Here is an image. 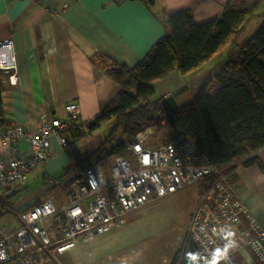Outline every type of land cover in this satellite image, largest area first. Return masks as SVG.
Here are the masks:
<instances>
[{"label": "crops", "instance_id": "crops-1", "mask_svg": "<svg viewBox=\"0 0 264 264\" xmlns=\"http://www.w3.org/2000/svg\"><path fill=\"white\" fill-rule=\"evenodd\" d=\"M228 1L154 0L150 4L146 0H0V45L12 40L10 48L3 45L2 56L14 55L16 60L15 64L0 65L4 115L0 132L22 125L35 133L39 121L51 122L65 113L70 102L80 106L73 123L87 124L121 92V87L93 63L91 57L95 53L135 65L166 34L168 16L190 9L197 22H204L219 16ZM169 93L171 90L163 92L164 96ZM87 132L83 135L74 126L70 127L66 146L51 136L47 160L34 167L21 185H13L19 196L11 208L12 214L49 196H55L60 203L66 201L65 190L59 188L57 177L63 175L65 168L75 166L99 149L108 130L98 139V146ZM84 144L90 150L87 154L83 153ZM15 154L28 156L30 143L24 139L0 141V161ZM255 156L257 162L245 164L240 160L233 164L236 178L229 184L233 195L245 201L264 229V149ZM64 174L60 180L67 181L76 172ZM28 178L32 181L27 182ZM26 186L35 187L24 193ZM51 189L57 190L58 195L48 193L40 199ZM22 205L25 208L19 211ZM248 225V217L243 216L235 230ZM235 258L239 264H263L248 246L237 249Z\"/></svg>", "mask_w": 264, "mask_h": 264}, {"label": "built area", "instance_id": "built-area-1", "mask_svg": "<svg viewBox=\"0 0 264 264\" xmlns=\"http://www.w3.org/2000/svg\"><path fill=\"white\" fill-rule=\"evenodd\" d=\"M11 44L12 40H6L3 45L10 48ZM3 45L0 65L15 64L14 55L2 56ZM79 112V104L70 102L65 113L51 122L39 121L35 133L22 125L0 132V141L24 139L30 143L28 156L15 154L0 161V195L47 160L51 136L66 146L70 127L81 134L87 130L84 122L73 123ZM155 129L156 124L141 122L134 130L135 139L113 154L109 174L102 163L85 164L67 182L57 180L65 190L64 203L49 196L0 224V264H53L79 240L88 241L120 227L130 213L209 177L212 183L192 213L185 238L198 244L208 264H239L235 252L243 246L252 247L264 264V229L245 201L233 195L224 168L174 130L165 142L149 143ZM243 216L248 217L249 225L237 231L235 226Z\"/></svg>", "mask_w": 264, "mask_h": 264}, {"label": "trees", "instance_id": "trees-1", "mask_svg": "<svg viewBox=\"0 0 264 264\" xmlns=\"http://www.w3.org/2000/svg\"><path fill=\"white\" fill-rule=\"evenodd\" d=\"M146 2L153 4L154 0ZM263 3L264 0H243L239 5L230 0L219 16L204 22H197L190 9L179 10L166 19V34L135 65L95 53L91 60L121 87V92L87 122L88 132L105 122L110 125L99 149L76 166L81 169L85 164L106 161L119 153L126 141L135 139L134 130L141 122L159 123L165 110L160 100H151L156 92L155 81L175 72L196 73L217 53L236 45ZM213 78L220 85L211 93L208 87ZM3 116L0 100V122ZM165 118L174 131L195 142L211 162L226 169L228 184L236 178V161L257 162L255 153L264 149V20L238 57L222 59L220 69L204 79L194 98L178 110L167 112ZM119 132L123 138L117 141ZM72 167L65 168L63 174ZM206 180L209 183L205 188L213 179L203 181ZM228 187L231 189L230 184ZM18 193L13 186L4 188L0 216L13 207ZM168 264H208V259L195 241L185 238Z\"/></svg>", "mask_w": 264, "mask_h": 264}, {"label": "rangeland", "instance_id": "rangeland-1", "mask_svg": "<svg viewBox=\"0 0 264 264\" xmlns=\"http://www.w3.org/2000/svg\"><path fill=\"white\" fill-rule=\"evenodd\" d=\"M235 1L239 5L243 2V0ZM263 20L264 3L257 14L250 19L246 29L238 37L236 45L217 53L196 73L180 74L175 72L165 79L156 80L154 83L156 92L151 100H161L165 97L163 92L168 93L170 90L171 93L175 90L180 91L177 96L180 105L192 100L204 79L211 78L220 69L222 59L236 58L240 55L241 48L252 38L255 29H258ZM219 85V81L213 78L208 89L212 93ZM166 113L165 111V115ZM108 126L109 123H102L92 132H87V136H90L91 141L98 146L97 141L101 135L106 133ZM172 131L173 128L168 125L166 118L164 123L161 118V121L156 123L155 132L150 136L149 143L153 142L154 145H159L165 142L168 139L167 135ZM122 138L123 135L119 132L116 140L119 141ZM81 144L83 143L81 142ZM82 146H84L82 147L83 153L87 154L90 151L88 146L86 144ZM113 158L114 156L111 155L102 162V166L108 174ZM81 169L75 165L70 171L78 172ZM64 175H60L59 179ZM26 181L31 182L32 180L28 178ZM208 183L209 180H206L186 186L130 213L124 225L98 234L88 241L79 240L75 247L56 257L53 264H168L173 253L186 237L192 212L196 204L199 203ZM19 184L21 185V182L16 183L15 186H19ZM34 187L26 186L23 192ZM59 188L61 187L59 186ZM48 193L58 195L57 190L51 189L44 193L40 199L46 197ZM24 208L25 206H20L19 211ZM11 210L0 217V224L4 225L11 218L13 215Z\"/></svg>", "mask_w": 264, "mask_h": 264}, {"label": "water", "instance_id": "water-1", "mask_svg": "<svg viewBox=\"0 0 264 264\" xmlns=\"http://www.w3.org/2000/svg\"><path fill=\"white\" fill-rule=\"evenodd\" d=\"M179 92V90H175L160 100V103L166 112H173L181 107L177 101Z\"/></svg>", "mask_w": 264, "mask_h": 264}, {"label": "clouds", "instance_id": "clouds-1", "mask_svg": "<svg viewBox=\"0 0 264 264\" xmlns=\"http://www.w3.org/2000/svg\"><path fill=\"white\" fill-rule=\"evenodd\" d=\"M88 130V129H87ZM86 130V131H87ZM86 131L83 133V135L86 133ZM112 156H113V154H112ZM99 163H102V162H99ZM97 164V163H96ZM94 165V164H93ZM79 172V171H78ZM71 178V177H70ZM57 180L58 181H60V182H67V181H63V180H60L59 178H57ZM22 182V181H21ZM58 184V183H57ZM59 185V184H58ZM60 186V185H59ZM37 204V203H36ZM34 206V205H33ZM185 239V238H184Z\"/></svg>", "mask_w": 264, "mask_h": 264}]
</instances>
